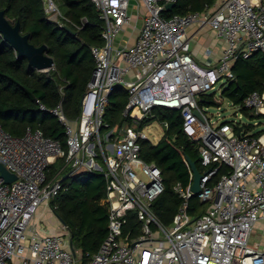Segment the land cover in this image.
Returning <instances> with one entry per match:
<instances>
[{"label":"built area","instance_id":"2783aa9c","mask_svg":"<svg viewBox=\"0 0 264 264\" xmlns=\"http://www.w3.org/2000/svg\"><path fill=\"white\" fill-rule=\"evenodd\" d=\"M92 1L103 21L104 43L91 47L95 68L80 114L67 117L63 99L54 108L38 99L40 109L65 127L67 150L40 128L17 136L0 124V163L17 176L7 183L0 171V264H264V248L250 243L264 220V134L255 137L240 122H219L209 106L200 105L203 94L236 78L237 60L264 54V0H218L204 11L171 16L166 6L178 0ZM44 3L48 20L69 33L90 23L86 17L73 21L56 0ZM140 6L146 12L134 43L117 44ZM195 24L196 34L211 29L226 41L221 57L209 65L193 54L188 29ZM206 54L211 57L212 49ZM119 86L127 90L123 116L131 122L112 126L106 114ZM216 100L221 102L217 94ZM244 106L264 114V87L248 94ZM160 107L181 111L204 166L199 193L192 190V171L190 184L174 186L182 203L170 224L153 207L165 190L162 170L141 156L142 141H152L142 121ZM57 158H65L64 167L49 177ZM223 167L227 172L209 185ZM80 171L103 175L107 186L109 231L95 252L75 247L74 253L67 226L61 234L36 227L40 209L55 212L52 201L64 181ZM195 196L209 203L197 217L190 213Z\"/></svg>","mask_w":264,"mask_h":264},{"label":"trees","instance_id":"16d2710c","mask_svg":"<svg viewBox=\"0 0 264 264\" xmlns=\"http://www.w3.org/2000/svg\"><path fill=\"white\" fill-rule=\"evenodd\" d=\"M63 12L73 21L81 18L89 20L83 29L74 35L59 28L47 18L44 0H0V10L6 11L10 21L21 22L22 33L30 34V42L36 46L48 45V54L55 58L56 67L49 71H38L29 66L26 57H18V52L3 39L0 33V124L17 136L25 134L28 127L40 128L47 136L57 139L67 150L65 127L59 119L48 111L40 109L38 99L49 108L56 107L63 99L67 117L75 119L81 112V100L95 68V58L91 52L93 45H103V21L92 0H56ZM218 0H178L166 16L187 14L192 11H204L214 6ZM94 23V24H93ZM236 78L228 82L221 92L249 116H264L244 106L245 97L264 87V54L255 52L247 59L235 63ZM63 87L64 93L61 92ZM216 92L203 94L200 105L220 106ZM128 101L124 86L116 88L111 95L106 120L112 126L131 122L123 116ZM153 120H159L165 126L163 137L156 143L142 141L141 156L147 162L156 163L162 170L165 190L155 200L153 207L164 224H170L178 211L182 199L174 186L180 182L187 186L191 182V168L187 156L196 162L199 170L204 171L201 163L199 143L191 139L184 131L180 110L166 107L156 108L147 116L141 127ZM252 133V125H244ZM237 128V127H235ZM258 137L264 129L252 133ZM65 158H57L51 164L49 177L59 167H63ZM223 167L209 185L214 186L221 175L227 172ZM107 192L103 175L89 171L73 173L64 181V188L52 201L55 214L67 226L74 246L80 252H95L108 235V205L103 202ZM209 203H203L197 196L191 199L190 213L197 217L207 210ZM131 221L135 218L131 216Z\"/></svg>","mask_w":264,"mask_h":264},{"label":"crops","instance_id":"0c3cea01","mask_svg":"<svg viewBox=\"0 0 264 264\" xmlns=\"http://www.w3.org/2000/svg\"><path fill=\"white\" fill-rule=\"evenodd\" d=\"M134 14V21L131 26L126 27V29L122 32V34L117 39V44L129 43L133 44L139 31L143 25V19L145 16L146 10L144 7H139V14H137L136 10H132ZM197 25H193L188 29V33L192 38V51L195 55V58L203 65H209L215 60L221 57V54L224 51L226 46V41L220 37L215 31L211 29H205L204 31L196 34ZM211 48L213 54L209 57L206 54V49ZM37 229L42 233L55 232V233H64L65 224L59 219V217L50 210L49 208L42 207L36 216ZM50 222V223H49ZM60 224H58V223ZM256 228L261 230L264 234V220H261ZM264 235L263 239L259 242V246L264 248Z\"/></svg>","mask_w":264,"mask_h":264},{"label":"water","instance_id":"95a60500","mask_svg":"<svg viewBox=\"0 0 264 264\" xmlns=\"http://www.w3.org/2000/svg\"><path fill=\"white\" fill-rule=\"evenodd\" d=\"M175 3H168L167 9H172ZM0 33L3 35V39L7 41L17 52L18 57H26L28 59L29 66L37 69L38 71L50 69L55 62V58L48 54V45L42 44L36 46L30 42V34L22 33L21 22L18 20L13 23L6 16L5 10H0ZM76 35V32H73ZM241 132V127L238 128L237 134ZM187 162L193 172L194 178L192 183V190L195 193H199L202 190L201 179L203 174L199 170L195 161L187 156ZM1 177L5 179L7 183L12 182L17 178L16 174L10 171L3 163H0ZM69 172L65 175L69 176ZM70 246L75 253V246L70 237Z\"/></svg>","mask_w":264,"mask_h":264},{"label":"rangeland","instance_id":"374dc122","mask_svg":"<svg viewBox=\"0 0 264 264\" xmlns=\"http://www.w3.org/2000/svg\"><path fill=\"white\" fill-rule=\"evenodd\" d=\"M227 84L222 85V82H220L215 88V92L217 93V96L220 97L221 99L220 108L218 105L209 106V115L219 116V122L234 121L236 123L240 122L243 125H252L253 126L251 127L252 133L264 129V116H260V117L254 116L253 117V116L246 115L240 110L239 107L233 104V102H231L228 99H224L222 98V96H220L222 90L224 89L225 86H227ZM218 111H219V114L217 113ZM144 130L146 134L150 137L152 142L157 143L163 137L165 133V126L159 120H153L144 126ZM98 162L100 166L104 167V163L102 161H98ZM61 168L62 167H59V169ZM70 168H71V165L68 166V169L66 171H68ZM263 235L264 234L261 230H259L258 228H255L251 234L250 243L259 244V242L263 239Z\"/></svg>","mask_w":264,"mask_h":264}]
</instances>
